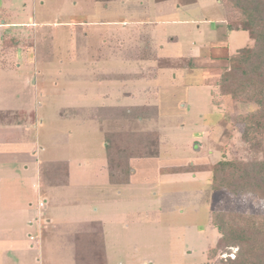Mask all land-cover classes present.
<instances>
[{
	"label": "rangeland",
	"instance_id": "1",
	"mask_svg": "<svg viewBox=\"0 0 264 264\" xmlns=\"http://www.w3.org/2000/svg\"><path fill=\"white\" fill-rule=\"evenodd\" d=\"M228 19L225 0H0V24H14L0 35V205L48 200L41 210L61 219L100 221L105 264H227L237 247L207 255L211 212L264 214V199L214 189L209 170L165 168L264 154V135L259 149L243 137L257 103L219 85L254 43ZM169 57L194 67H160ZM119 130L160 133L159 156L131 158L127 184L107 168L105 132ZM21 133L34 150L3 152ZM58 162L66 186L47 182L65 177Z\"/></svg>",
	"mask_w": 264,
	"mask_h": 264
},
{
	"label": "trees",
	"instance_id": "2",
	"mask_svg": "<svg viewBox=\"0 0 264 264\" xmlns=\"http://www.w3.org/2000/svg\"><path fill=\"white\" fill-rule=\"evenodd\" d=\"M225 2L229 14L228 26L234 30L249 31L254 43L230 55L229 67L222 74L219 85L225 93L257 103L258 108L244 118L246 126L243 137L259 149L264 135V0ZM159 65L194 67L192 63L183 65L180 59L171 58H160ZM212 102L217 104L215 98ZM105 144L110 182L127 184L132 174L129 163L131 158L159 156L160 133L157 130L106 131ZM58 164L64 168L62 174L65 177H60L58 171L52 175L50 173L48 181L55 185L65 184L69 174L66 163ZM198 170L211 171L212 187L216 190H226L232 194H254L264 199V154L247 160L222 159L213 164L165 168V172L173 173ZM211 224L217 228L220 236L208 250L210 260L215 258L219 250L225 251L234 246L238 248L236 256H228L227 264H264V214L213 210ZM96 255L100 256L98 253Z\"/></svg>",
	"mask_w": 264,
	"mask_h": 264
},
{
	"label": "crops",
	"instance_id": "3",
	"mask_svg": "<svg viewBox=\"0 0 264 264\" xmlns=\"http://www.w3.org/2000/svg\"><path fill=\"white\" fill-rule=\"evenodd\" d=\"M6 25L14 24L6 21L0 24V35L5 33L3 28ZM11 38L18 40L17 36ZM9 51L12 48L1 49L3 54ZM143 57L146 59L150 55ZM8 129L9 126L0 123V131L7 132ZM5 139V153L20 154L34 150L32 145H27V136L23 137L22 133L17 139L11 140L8 135ZM40 173L39 170V178ZM47 182L51 186H66L70 180L68 178L65 184L56 185ZM41 202L38 211H31L29 204L28 207L0 205V264H105L106 254L100 253L101 258L96 255L98 242L105 247V232L100 221L61 219L58 216L60 211H42L48 200H44L42 206Z\"/></svg>",
	"mask_w": 264,
	"mask_h": 264
},
{
	"label": "built area",
	"instance_id": "4",
	"mask_svg": "<svg viewBox=\"0 0 264 264\" xmlns=\"http://www.w3.org/2000/svg\"><path fill=\"white\" fill-rule=\"evenodd\" d=\"M40 205L42 206V205H44V203H43V202H41V203H40Z\"/></svg>",
	"mask_w": 264,
	"mask_h": 264
}]
</instances>
